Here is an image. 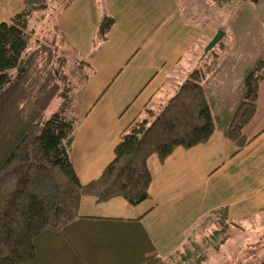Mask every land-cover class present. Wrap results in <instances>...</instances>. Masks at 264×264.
<instances>
[{"label":"crops","instance_id":"0c3cea01","mask_svg":"<svg viewBox=\"0 0 264 264\" xmlns=\"http://www.w3.org/2000/svg\"><path fill=\"white\" fill-rule=\"evenodd\" d=\"M255 2L264 12V0ZM228 3L69 0L55 13L60 58L66 59L67 67L71 56L79 70L88 73L77 95V109L72 104L73 90L66 112L76 122L70 156L82 185L102 175L132 124L174 98L197 66L201 68L195 70L206 72L202 85L216 131L207 143L180 147L165 161L152 156L150 197L140 205H130L123 198L98 203L83 197L78 220L64 234L43 239L33 264H143L152 257L181 264L182 259H176L181 253L194 263V254L207 239L201 236L204 225L214 227L218 211H226L231 228L226 263L264 260V81L256 114L243 129L250 143L238 151L225 131L244 100V85L243 92L237 93L233 82L217 80L214 83L221 84L207 90L215 68L224 64L215 60L213 68L202 67L211 54L204 57V50L217 33H226L220 43L228 36L215 20H221V8ZM23 9L24 0H0V24ZM106 18L113 25L106 39L100 40ZM256 21L260 33L256 44L243 35L236 37L238 47H232L227 64L240 74L242 83L264 61V20L240 17L235 25L252 36ZM54 103L61 105L59 100Z\"/></svg>","mask_w":264,"mask_h":264},{"label":"trees","instance_id":"16d2710c","mask_svg":"<svg viewBox=\"0 0 264 264\" xmlns=\"http://www.w3.org/2000/svg\"><path fill=\"white\" fill-rule=\"evenodd\" d=\"M50 1L55 0H24V9L0 24V264H33L43 239L64 234L78 220L83 197L98 203L123 198L133 206L147 201L149 159L165 161L180 147L207 143L216 131L202 85L206 72L195 71L197 76L192 74L153 123L132 124L115 150L114 162L98 179L82 185L70 156L76 122L66 114L69 101L64 97L75 87L62 73L66 59L53 54L55 59L45 62L42 57L39 73L33 69L39 56L52 50L38 47L30 53V21L49 11ZM112 25L106 18L98 39H106ZM56 62L59 77L53 69ZM37 77L44 80L37 83ZM263 81L262 60L246 77L244 100L225 131L238 151L250 143L243 129L256 114ZM57 99L61 105L50 112ZM216 214L221 216L218 224H228L226 211ZM176 259L188 260L183 253ZM143 264L169 263L152 257Z\"/></svg>","mask_w":264,"mask_h":264},{"label":"rangeland","instance_id":"374dc122","mask_svg":"<svg viewBox=\"0 0 264 264\" xmlns=\"http://www.w3.org/2000/svg\"><path fill=\"white\" fill-rule=\"evenodd\" d=\"M69 2V0H55V1H50L51 3V10L52 11H48V12H43V13H39V15H37L35 18L33 17V19H31L30 24H29V28L30 30L33 31L34 35H33V44L31 45V51L30 53H33L34 51H36L38 49V47H42L44 49L51 48V52H48L47 55H41L39 56V62L36 64L37 66H34V68H36L39 71V68L42 69V66L45 62H49L52 59H55L54 56L60 58L62 57V54L59 52V46H57V32L54 28V16L55 13H57V11L61 10V8H63L67 3ZM262 2V1H261ZM260 17L262 20H264V12H263V8L261 7V4L255 2V0H232L231 2H229L226 6V8H221V20L216 19L218 22L220 21V25L227 30V38L225 41H223L222 43H219L210 53L209 57L207 58V60H205V64L203 67V69L208 68L206 65L209 66V68H213L214 67V61L217 60L218 62L221 61V63H223V66H219L216 67L215 69V73L212 74L213 76H211V78L209 79L211 81V83H208L206 86V89H210L212 86L216 85V84H221V83H214L217 82V80H229L233 85V88L235 91H238L241 93L243 92V85L245 88V82L242 83L240 77H239V73H237L235 70L232 71V69L230 68L228 64L229 59H230V53L232 50V47L237 48L238 47V43H236V37H240L243 35L244 37H248L252 43L256 44L257 38L259 37L260 33L258 31V22L256 21L253 24L254 27V31L252 33V36L250 34H247L248 32H246L245 30L243 31L242 28H238L236 27V23L239 20L240 17H248V18H256V17ZM205 25H208V23H205ZM225 33V32H224ZM226 34V33H225ZM262 36V34H261ZM233 41L232 44H228L229 42ZM261 42V41H259ZM58 48H57V47ZM45 52V51H44ZM59 52V53H58ZM205 52V50H204ZM40 53H43V50L41 49ZM46 54V52L44 53ZM216 56L215 57L213 56ZM42 57L43 60L42 61ZM68 63H67V67H65L62 70V73L64 76L68 77V82L70 83H77L78 87L74 89V94H73V106H78L79 105V100L77 98V95L80 94V92L82 91V86L85 82V76L88 75L87 71H80L78 66L79 64L76 63L71 56H68ZM211 61H210V60ZM213 60V62H212ZM207 61H210L209 64ZM211 63V64H210ZM201 66V65H200ZM59 65L56 64L53 66L54 72L56 74L57 77H59L58 75V68ZM196 68H201V67H194V71L193 72H189L188 77L181 82L183 85L185 83H188L189 79L191 78L192 74L195 71H199V70H195ZM35 70V71H37ZM254 70V69H253ZM205 70H202L200 72H203ZM42 71L40 70L39 73H41ZM208 72V71H207ZM17 71L15 72V75H17ZM176 73H179L176 72ZM180 74V73H179ZM197 76V73H194ZM39 80V81H36ZM40 80H44L43 78L38 79V77L35 79V82H40ZM233 80V81H232ZM45 83V82H44ZM168 85V84H167ZM181 89V88H180ZM179 89V91H180ZM178 91V92H179ZM168 93V92H167ZM167 93H165L164 96H167ZM240 95V94H239ZM168 97V96H167ZM70 97H64V100H66L67 102L69 101ZM163 98V97H162ZM161 98V99H162ZM173 99V98H172ZM171 99V100H172ZM58 100V99H57ZM57 100H55L54 102H56ZM169 100L168 103L166 104H160L157 108H155V110H148L147 113L144 114V116L142 118H140L136 123H143L145 121H147V123H149V125L151 123H153L156 118L158 116H160L163 111L164 108L169 104V102L171 101ZM155 106V107H156ZM58 109V106L54 103L51 106V110L50 112H55ZM77 109V107H76ZM77 111V110H76ZM76 114H78V111L76 112ZM148 125V126H149ZM214 224L215 226L213 227V225H211V228H208V224L204 225L205 226V232L203 235L205 238H207L206 240H204V242L200 245L199 247V252L197 254H194L192 260L194 263H192V261H188V260H182L183 263L181 262V264H184L185 262H187V264H197L198 262L200 263V261H202L205 264H233V263H226V261L229 260L228 257H226L224 255L225 254H229V242L231 240H227L229 235H230V226L226 223H220L218 224L219 219L221 218V216L217 215L214 217ZM213 219V218H211ZM210 219V221H211ZM226 240L228 241V243L225 244ZM235 243V240H232ZM225 244V245H223ZM237 244L239 245V243L237 242ZM194 245V244H193ZM263 250V249H262ZM188 254V253H186ZM178 261V260H177ZM206 261V262H205ZM201 262V264H202ZM177 263V262H175ZM174 263V264H175Z\"/></svg>","mask_w":264,"mask_h":264},{"label":"water","instance_id":"95a60500","mask_svg":"<svg viewBox=\"0 0 264 264\" xmlns=\"http://www.w3.org/2000/svg\"><path fill=\"white\" fill-rule=\"evenodd\" d=\"M224 31H220L214 37V39L209 43V45L205 48L204 57H206L225 37ZM187 83L184 84L186 86Z\"/></svg>","mask_w":264,"mask_h":264},{"label":"built area","instance_id":"2783aa9c","mask_svg":"<svg viewBox=\"0 0 264 264\" xmlns=\"http://www.w3.org/2000/svg\"><path fill=\"white\" fill-rule=\"evenodd\" d=\"M211 2L218 4V5H225L229 2V0H210Z\"/></svg>","mask_w":264,"mask_h":264}]
</instances>
